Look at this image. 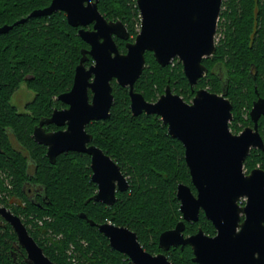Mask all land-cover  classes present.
I'll return each mask as SVG.
<instances>
[{
  "label": "trees",
  "instance_id": "16d2710c",
  "mask_svg": "<svg viewBox=\"0 0 264 264\" xmlns=\"http://www.w3.org/2000/svg\"><path fill=\"white\" fill-rule=\"evenodd\" d=\"M50 1L0 0V26L12 24ZM98 9L108 20L121 19L128 40H134L140 21L136 0H99ZM217 25L222 35L215 53L203 59L207 72L194 88L179 59L162 66L151 51L145 52V66L134 88L148 101H155L167 85L187 102L197 88L223 93L232 103L229 127L237 133L252 124L249 110L257 94L264 96V0H222ZM77 30L68 24L64 12L56 11L29 17L0 33V205L21 218L56 264H133L79 213L98 223L129 227L146 250L157 253L162 251L159 234L182 219L177 185L184 183L194 193L196 190L181 141L168 133L159 115H133L128 87L115 80L109 117L86 126L92 143L109 154L128 178V189L116 192L114 204L92 200L97 185L91 180L87 153L63 152L51 163L46 146L34 141V126L50 116L53 107L65 106L56 97L71 88L81 49L88 47ZM115 40L125 52V41ZM91 63L89 56L85 65ZM21 81L35 93L26 112H18L10 102ZM258 125L264 140V114ZM54 128V124L46 127ZM256 166L264 169V149L251 148L245 159L246 172ZM29 187H36L37 192L30 194ZM200 227L209 235L216 233L200 211L197 221L185 222L184 234H193ZM164 252L172 264H198L192 261L189 244L171 246ZM0 264H28L14 229L2 218Z\"/></svg>",
  "mask_w": 264,
  "mask_h": 264
},
{
  "label": "water",
  "instance_id": "95a60500",
  "mask_svg": "<svg viewBox=\"0 0 264 264\" xmlns=\"http://www.w3.org/2000/svg\"><path fill=\"white\" fill-rule=\"evenodd\" d=\"M98 1L51 0L12 24L0 26V33H4L29 17L62 11L68 24L77 27L78 35L88 44L81 49L71 88L57 96L66 106L55 107L50 116L34 126V141L46 146L51 163L63 152L87 153L91 180L97 185L92 200L108 206L114 204L116 192L128 189V178L109 154L92 143L93 136L86 130L90 122L109 117L114 79L128 87L133 115H159L168 133L181 141L196 191L184 183L177 185L182 219L159 234L158 244L163 251L158 253L146 250L137 232L125 225L98 223L84 212L79 217L96 226L110 246L133 264H172L164 251L186 244L192 247V261L198 264H264V169L244 170L250 149H264L258 130V120L264 114V97H258L250 109L253 126L234 133L229 127L232 103L223 93L197 88L187 102L167 85L155 101H148L134 88L145 66L146 51H151L162 66L178 57L194 88L207 72L203 59L216 51L215 33L222 0H136L141 21L133 41L128 40L129 32L121 19L108 20L99 11ZM89 24L91 28H87ZM115 37L126 41L125 52L119 51ZM89 56L93 63L86 67ZM48 124L64 128L46 131L44 125ZM200 211L212 222L216 233L209 235L200 227L185 235V222L197 221ZM0 215L14 229L28 264H56L29 234L19 216L5 206H0Z\"/></svg>",
  "mask_w": 264,
  "mask_h": 264
},
{
  "label": "rangeland",
  "instance_id": "374dc122",
  "mask_svg": "<svg viewBox=\"0 0 264 264\" xmlns=\"http://www.w3.org/2000/svg\"><path fill=\"white\" fill-rule=\"evenodd\" d=\"M220 11H221V9H220ZM140 21H141V16H140ZM140 21L138 23V26L136 27L138 32L140 30ZM221 35H222V33L219 30L218 25H217V29H216V33H215V42H217L219 40ZM116 44H117V42H116ZM117 47H118V45H117ZM118 49H119V47H118ZM119 51H120V49H119ZM176 58L179 59L178 57H176ZM92 63H93V59H92ZM85 66L89 67V65H85ZM113 80H112V82H113ZM34 96H35V93L26 86L25 81H21L19 86L17 87V89L11 95L10 102L16 107L18 112H26L27 110H26L25 106L28 102H30L34 98ZM190 101H188V102H190ZM244 170H245V168H244ZM241 202L244 203L245 198H242Z\"/></svg>",
  "mask_w": 264,
  "mask_h": 264
},
{
  "label": "flooded vegetation",
  "instance_id": "af4514ba",
  "mask_svg": "<svg viewBox=\"0 0 264 264\" xmlns=\"http://www.w3.org/2000/svg\"><path fill=\"white\" fill-rule=\"evenodd\" d=\"M87 28H91V24H89L88 26H87ZM115 38H118V37H115ZM114 38V39H115ZM119 39H121V38H119ZM123 40V39H122ZM116 41V40H115ZM125 41V40H124ZM126 42V41H125ZM256 90V92H257V89H255ZM90 94V93H89ZM91 95V94H90ZM258 97H264V96H261V95H258L257 94V97L253 100V102L258 98ZM57 98V97H56ZM253 102H252V105H253ZM63 103V102H62ZM65 106H66V104H65ZM64 106V107H65ZM252 107V106H251ZM55 107H53V109H54ZM58 108V107H57ZM60 108H62V107H60ZM251 109V108H250ZM53 111V110H52ZM52 113V112H51ZM249 117H250V110H249ZM250 119H251V117H250ZM251 121H252V119H251ZM259 121V120H258ZM48 125H50V124H48ZM48 125H44V128H45V130L46 131H51V130H56V129H59V128H64V126H61V127H59V126H56L55 124V126H56V128H54V129H46V127L48 126ZM246 126H253V121H252V124L251 125H246ZM245 126V127H246ZM244 127V128H245ZM241 130H243V129H241ZM240 130V131H241ZM258 130H259V125H258ZM239 131V132H240ZM239 132H237V133H239ZM260 132V131H259ZM261 134V133H260ZM262 136V135H261ZM263 138V137H262ZM264 141V140H263ZM253 148H255V147H253ZM256 167H260V166H256ZM255 168V167H254ZM262 168V167H261ZM9 186H10V184H9ZM33 190H35V192H37V188L35 187V188H32V187H29V189H28V192L31 194V193H33ZM0 206H4V205H0ZM6 207V206H5ZM8 208V207H7ZM9 209V208H8ZM10 210V209H9ZM12 212V211H11ZM0 218H2L4 221H6L1 215H0ZM7 222V221H6ZM22 247V246H21ZM23 248V247H22ZM24 249V248H23ZM25 251V250H24ZM163 251V250H162ZM158 253V252H157ZM26 255V254H25ZM167 255V254H166ZM26 257V256H25ZM172 263V262H171Z\"/></svg>",
  "mask_w": 264,
  "mask_h": 264
}]
</instances>
